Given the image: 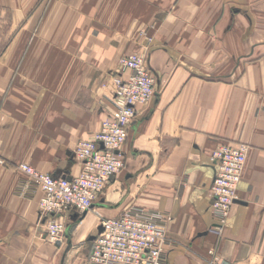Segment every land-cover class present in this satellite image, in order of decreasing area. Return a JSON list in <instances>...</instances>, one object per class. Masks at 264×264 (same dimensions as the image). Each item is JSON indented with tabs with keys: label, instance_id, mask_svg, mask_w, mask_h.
<instances>
[{
	"label": "crops",
	"instance_id": "0c3cea01",
	"mask_svg": "<svg viewBox=\"0 0 264 264\" xmlns=\"http://www.w3.org/2000/svg\"><path fill=\"white\" fill-rule=\"evenodd\" d=\"M0 264H90L106 218L165 215L166 264H264V0H0ZM2 28V30H1ZM147 55L152 100L139 106L123 171L66 239H47L41 189L17 166L56 177L115 114L123 56ZM249 146L222 235L212 153ZM75 215L77 216L76 218Z\"/></svg>",
	"mask_w": 264,
	"mask_h": 264
},
{
	"label": "built area",
	"instance_id": "2783aa9c",
	"mask_svg": "<svg viewBox=\"0 0 264 264\" xmlns=\"http://www.w3.org/2000/svg\"><path fill=\"white\" fill-rule=\"evenodd\" d=\"M120 68L129 71L128 79L116 80L115 114L105 119L92 139L82 141L74 157L82 164L79 175L56 177L22 163L19 169L43 192L40 221L47 225V239L63 242L73 213L88 212L113 177L125 168L122 147L129 139V130L139 106L148 104L156 92V77L141 56L122 60ZM249 146L245 143H223L212 153L216 169L210 187L213 212L217 222L210 228L222 235L236 203ZM165 215L140 207H131L113 218L104 219L102 232L93 239L90 264H166L171 246ZM217 264L216 257L211 262Z\"/></svg>",
	"mask_w": 264,
	"mask_h": 264
},
{
	"label": "rangeland",
	"instance_id": "374dc122",
	"mask_svg": "<svg viewBox=\"0 0 264 264\" xmlns=\"http://www.w3.org/2000/svg\"><path fill=\"white\" fill-rule=\"evenodd\" d=\"M9 14L10 12L6 9H3L2 7H0V26L2 25V15L5 16V20H8V17H9ZM2 30V28H1ZM132 56H141L144 58L145 62L147 63V66L148 68L150 69V71L153 73L154 77H156V74L155 72L153 71V69L150 67L149 63H148V58H147V55L144 54V53H141V52H134V53H131V54H128L126 56H123L119 62V69L118 71L115 73V88H114V94H113V103H114V95L116 93V80L117 79H128L129 76H130V72L129 71H122V69L120 68V65H121V62L123 59L125 58H129V57H132ZM115 105V104H114ZM101 128V127H100ZM100 130V129H99ZM98 132V131H97ZM96 132V133H97ZM22 164V163H20ZM19 164V165H20ZM27 164V163H26ZM19 165L17 166V168L19 169ZM82 165V164H81ZM33 167V166H32ZM20 170V169H19ZM37 170V169H36ZM21 171V170H20ZM41 172V171H40ZM24 173V172H23ZM44 173V172H43ZM26 175V174H25ZM79 175V174H78ZM27 176V175H26ZM28 177V176H27ZM29 178V177H28ZM107 219V218H106ZM99 233V232H98Z\"/></svg>",
	"mask_w": 264,
	"mask_h": 264
},
{
	"label": "water",
	"instance_id": "95a60500",
	"mask_svg": "<svg viewBox=\"0 0 264 264\" xmlns=\"http://www.w3.org/2000/svg\"><path fill=\"white\" fill-rule=\"evenodd\" d=\"M76 217H77V216L75 215V217H74V218H76ZM98 230H99V233H100V232H102L103 228H102V227H99V229H98ZM94 238H95V237H93V239H94Z\"/></svg>",
	"mask_w": 264,
	"mask_h": 264
}]
</instances>
